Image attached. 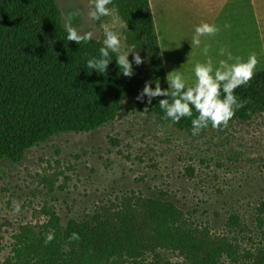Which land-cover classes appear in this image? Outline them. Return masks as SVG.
Instances as JSON below:
<instances>
[{
	"label": "rangeland",
	"instance_id": "rangeland-1",
	"mask_svg": "<svg viewBox=\"0 0 264 264\" xmlns=\"http://www.w3.org/2000/svg\"><path fill=\"white\" fill-rule=\"evenodd\" d=\"M118 2L109 5L111 16L93 20L91 0H57L65 28L71 24L81 33L92 32L103 46L107 27L125 38L124 51L135 47L130 61L137 51L143 58L142 44ZM258 66L256 71L262 69ZM193 68H184L189 83ZM132 76L135 91L120 103L111 123L54 136L17 164L0 162V264L13 256L14 236L27 226L43 228L55 215L67 225L143 199L170 201L182 210L186 222L204 232L196 237L201 246L218 250L236 240L235 260L226 258L224 264H255L251 256L262 247L256 219H264V113L193 136L191 130L160 122L146 102L137 100L145 82L152 81L145 63H133ZM236 215L244 233L226 225ZM151 230L156 236V227ZM152 245H161L160 257L138 248L146 257L125 256L126 263L118 257L119 264H187L174 246L165 249L162 240ZM260 261L264 264V256Z\"/></svg>",
	"mask_w": 264,
	"mask_h": 264
},
{
	"label": "trees",
	"instance_id": "trees-1",
	"mask_svg": "<svg viewBox=\"0 0 264 264\" xmlns=\"http://www.w3.org/2000/svg\"><path fill=\"white\" fill-rule=\"evenodd\" d=\"M115 4L128 15L130 27L142 44L151 80L159 78L166 88L149 0ZM66 36L57 0H0V162L17 164L29 150L54 136L86 133L111 123L119 114L120 103L135 91L133 76L120 74L115 60L105 75L87 70V59L99 55V42L92 39L78 45L67 41ZM235 94L246 100V105L228 125L264 113V70L255 72ZM161 99L165 97H157L149 105L158 120L191 130L189 118L176 124L163 119ZM193 115H197L195 110ZM106 210L67 225L55 215L43 228L27 226L14 236L13 256L3 264H119L122 257L126 263L125 256L146 257L141 248L149 250L154 259L161 256L158 248L163 249L161 245L152 247L159 240L166 244L165 249L172 245L185 254L187 264H224L226 258L235 260L233 256L239 251L237 241L230 243L226 238L221 248L215 246L218 250L203 243L201 246L196 237L204 232L188 224L184 212L170 201L143 199ZM100 211L106 212L101 215ZM260 211L264 212V203ZM256 221L262 247L251 257L255 264H261L264 219L258 216ZM226 225L241 233L246 229L237 215ZM153 227L156 236L152 235ZM50 233L54 238L46 244ZM73 233L79 235L78 240L70 239Z\"/></svg>",
	"mask_w": 264,
	"mask_h": 264
},
{
	"label": "clouds",
	"instance_id": "clouds-1",
	"mask_svg": "<svg viewBox=\"0 0 264 264\" xmlns=\"http://www.w3.org/2000/svg\"><path fill=\"white\" fill-rule=\"evenodd\" d=\"M91 2L92 10L88 13L91 19L99 20L100 17L112 15L114 8H110L109 5L113 4V0H91ZM66 31L67 41H74L78 45L91 41L94 35L92 32L81 33L71 24L67 25ZM218 31V27L214 24L197 25L190 41L191 47H200L202 37L214 36ZM104 37L99 55L87 59V70H91V72L94 70L98 75H105L109 65L115 60L120 74L124 77H131L133 63L137 66L145 63V59L138 51L134 53L132 61L129 60L135 47L124 51L123 41L125 38L119 32L105 27ZM209 52L210 48L207 45L201 49V55L206 59L195 63L192 70L194 76L192 83H189V77L184 71V64L180 69L173 70L166 75L164 78L167 84L166 88L162 87L159 78L146 81L137 100L151 105L153 99L165 97V99L159 100V108L164 113L163 119L176 124L184 118H189L193 136L198 135L209 126L212 128L226 127L236 112L246 105V100L237 96L235 90L247 85L253 79L259 61L255 53L244 60L234 56L232 52L223 47L219 49L218 55L224 58L214 61ZM113 55L115 59L112 58ZM193 110L197 115H193ZM53 238L50 233L46 237L45 243H51ZM70 239L78 240L79 235L73 233Z\"/></svg>",
	"mask_w": 264,
	"mask_h": 264
},
{
	"label": "crops",
	"instance_id": "crops-1",
	"mask_svg": "<svg viewBox=\"0 0 264 264\" xmlns=\"http://www.w3.org/2000/svg\"><path fill=\"white\" fill-rule=\"evenodd\" d=\"M149 5L166 75L180 61L189 69L206 59L201 55L205 45L214 61L224 58L218 55L222 47L244 60L255 53L264 70V0H149ZM202 23L219 31L192 48L194 29Z\"/></svg>",
	"mask_w": 264,
	"mask_h": 264
}]
</instances>
